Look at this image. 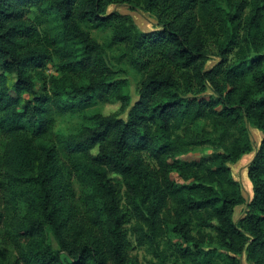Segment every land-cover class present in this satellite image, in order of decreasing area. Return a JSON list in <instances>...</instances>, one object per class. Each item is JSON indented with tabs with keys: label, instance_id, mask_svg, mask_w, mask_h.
Segmentation results:
<instances>
[{
	"label": "trees",
	"instance_id": "1",
	"mask_svg": "<svg viewBox=\"0 0 264 264\" xmlns=\"http://www.w3.org/2000/svg\"><path fill=\"white\" fill-rule=\"evenodd\" d=\"M109 51L139 75L135 101ZM63 116L77 123L54 134ZM248 125L264 132V0H0V233L17 255L0 264H133L130 236L151 264H264V136L246 204L229 167Z\"/></svg>",
	"mask_w": 264,
	"mask_h": 264
},
{
	"label": "rangeland",
	"instance_id": "2",
	"mask_svg": "<svg viewBox=\"0 0 264 264\" xmlns=\"http://www.w3.org/2000/svg\"><path fill=\"white\" fill-rule=\"evenodd\" d=\"M119 12L121 14H127L130 15L133 22L137 26V28L142 32H149L152 30H158V23L156 19L151 16L148 13H144L139 11L138 9H135L128 5H120V4H114L108 7L107 12ZM36 13L35 11H31L28 15L29 19L33 20ZM90 33L93 38H95L99 43L106 46L109 39V33L108 32H101L96 30H90ZM111 62L113 65L122 71L124 73L121 74L122 77H125L129 81V90L132 101H135L136 93L138 89V81H139V75H137L134 70L125 62H116V58H114L117 55V51H109ZM217 63V59L213 58L210 60L207 64V68L212 67L214 64ZM47 74H52L53 70L52 68H47L46 70ZM101 107V106H100ZM103 114L109 115L113 113H117L119 111V104L118 103H110L106 104L105 106L101 107ZM77 123L76 118H70L68 116L58 117L55 122L54 126V134L58 135H65L70 132L72 127ZM203 127V124L200 123L196 126V130H199ZM248 130L250 134V140L252 143V152L242 156L235 164L229 165L232 176L236 181L239 182L241 186V193L243 198L245 199V204L249 202V200L252 198V187L250 180L247 177V167L252 161L255 152L264 136V132L258 130L256 127L248 125ZM212 151L208 148H200L194 152H191L185 156H182L179 158L181 161H197L204 155L210 154ZM172 180L182 183L181 179L177 176V174L173 173L171 175ZM115 179V178H114ZM245 211V205L236 207L233 214V220L237 221ZM129 240L133 246L132 250L129 252V257L131 258L133 264H151V261H153L151 255H149L144 249L137 248L134 245L133 237L130 236ZM0 259L8 260V262L13 263L17 259L16 252L13 250V248L6 244L2 240V234L0 233ZM242 264H247L245 261L244 256L241 258Z\"/></svg>",
	"mask_w": 264,
	"mask_h": 264
}]
</instances>
